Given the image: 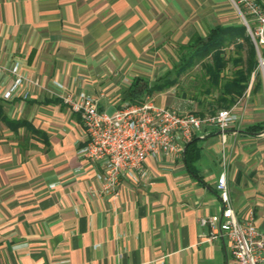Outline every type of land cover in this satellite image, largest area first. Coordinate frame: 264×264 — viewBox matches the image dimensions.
<instances>
[{
    "label": "crops",
    "instance_id": "1",
    "mask_svg": "<svg viewBox=\"0 0 264 264\" xmlns=\"http://www.w3.org/2000/svg\"><path fill=\"white\" fill-rule=\"evenodd\" d=\"M236 23L229 0H0V63L20 60L30 79L3 98L0 70L4 111L24 120H0V264H227L226 239L199 222L219 218L222 171L238 218L264 231V138H252L264 127H249L264 120L227 128L224 143L208 127L189 163L184 150L147 156L143 175L101 195V166L78 156L85 129L61 98L83 91L115 111L135 76L170 68L177 44Z\"/></svg>",
    "mask_w": 264,
    "mask_h": 264
},
{
    "label": "built area",
    "instance_id": "2",
    "mask_svg": "<svg viewBox=\"0 0 264 264\" xmlns=\"http://www.w3.org/2000/svg\"><path fill=\"white\" fill-rule=\"evenodd\" d=\"M243 18L257 49L258 63L264 64V53L259 44H264V0H231ZM254 22V30L250 22ZM11 78L2 92L3 98H11L30 79L21 69L18 59L8 66L0 63ZM254 72V71H253ZM56 85L62 87L60 82ZM62 101L76 112L85 129V140L77 148V154L90 163L98 162L100 170L94 173L99 181L97 194L119 193L124 176L136 179L146 170L147 156L160 154L181 155L185 144L205 126L219 129L225 142V130L237 119L232 108H218L212 113L198 114L193 111L155 103L146 96L138 101L123 102L115 111L107 112L98 105L97 97L86 92L72 94L66 91ZM221 157L226 160V149L221 146ZM221 210L219 218L200 217V224L209 223L210 237H224L228 245L227 264H264V231L251 219L242 220L236 215L229 195L225 172L216 178Z\"/></svg>",
    "mask_w": 264,
    "mask_h": 264
},
{
    "label": "trees",
    "instance_id": "3",
    "mask_svg": "<svg viewBox=\"0 0 264 264\" xmlns=\"http://www.w3.org/2000/svg\"><path fill=\"white\" fill-rule=\"evenodd\" d=\"M243 38L248 42V51L245 59L235 58L236 67L230 77H222V70L226 64L223 47L233 43L236 39ZM181 52L177 56L176 62L164 73L160 74L154 81L149 82L142 76H135L127 88V101H138L145 95H150L155 91H161L178 83L182 73L197 62H202V77L205 92L217 89L219 92L214 98L216 106L232 103L247 86L252 71H256L258 60L256 58L255 45L249 34L246 33V26L243 22L229 25L216 24L211 26L202 35L193 33L189 40L179 45ZM208 60L204 61L205 58ZM206 78V79H205ZM258 82V81H257ZM218 109V108H217ZM216 110V109H215ZM211 111L210 113L214 112ZM196 113V112H195ZM203 115L202 111L197 112ZM0 120L4 121L12 129H16L24 122L23 119L10 118L6 115L3 103L0 99ZM253 130L264 127V121L249 125ZM196 135H193L185 144L183 155L189 163L197 157L198 148L196 146Z\"/></svg>",
    "mask_w": 264,
    "mask_h": 264
},
{
    "label": "rangeland",
    "instance_id": "4",
    "mask_svg": "<svg viewBox=\"0 0 264 264\" xmlns=\"http://www.w3.org/2000/svg\"><path fill=\"white\" fill-rule=\"evenodd\" d=\"M233 6L234 13L238 19V22H243V18L239 13L236 6L229 0ZM251 29L254 30L255 24L254 22H250ZM207 31H205L206 33ZM204 33V34H205ZM246 33L251 37L249 30L246 28ZM202 34V35H204ZM254 43V41H253ZM259 51L264 53V44H259ZM224 56L226 59V64L223 67L221 72L222 77L227 78L232 75V71L236 67L235 58H240L242 56L243 59L247 56L248 51V42L243 38L236 39L233 43L226 44L223 47ZM256 58L258 59L257 49ZM181 52L178 44L176 45V52L174 53L173 62H176L177 56ZM209 57L205 58L204 61L208 60ZM203 62V61H202ZM202 62H197L192 67L188 68L184 73H182L178 79V83L163 89L161 91H155L150 95H145L152 97L156 102L160 104H165L167 106H173L183 110H189L193 112L202 111L203 115L208 114L211 111L217 108H232L234 112L237 114V119L234 120L229 127L242 126L243 128L248 122L264 120V64H257L256 71L251 72L249 82L247 86L244 88L243 92L236 97V99L226 105L216 106L214 103V98L218 94L217 89H212L210 92L204 91L203 77L201 75L203 67ZM171 67V66H170ZM166 71V70H165ZM164 71V72H165ZM162 72V73H164ZM161 73V74H162ZM159 75L149 78L144 77L147 81H154ZM206 79V78H205ZM258 81V82H257ZM123 92V90L121 91ZM127 100V99H126ZM114 110L113 107H108L107 112H112ZM208 127L205 126L201 131L196 133L195 135L204 132ZM264 138V135H253L252 138Z\"/></svg>",
    "mask_w": 264,
    "mask_h": 264
}]
</instances>
